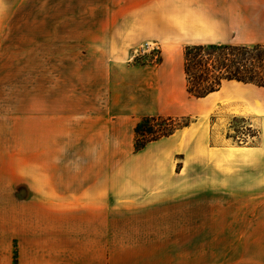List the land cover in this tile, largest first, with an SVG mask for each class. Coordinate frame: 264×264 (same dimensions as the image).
<instances>
[{
    "label": "crops",
    "instance_id": "1",
    "mask_svg": "<svg viewBox=\"0 0 264 264\" xmlns=\"http://www.w3.org/2000/svg\"><path fill=\"white\" fill-rule=\"evenodd\" d=\"M123 1V7L163 9L146 16L154 17L156 37H174L184 47L231 45L226 39L235 18L207 19L220 31L218 39L188 32L183 23L199 24L203 8L249 10L264 37V0ZM39 5L44 0H0V105L46 103ZM175 21L182 23L181 38L164 31ZM109 56L98 61L97 80L93 60L79 80L76 66L61 73L54 63V94L47 101L53 111L47 118L45 111L36 115L35 145L4 149L0 198L19 203L0 222V264H264V88L245 83L259 98L222 93V87L214 92L220 97L209 116L250 119L258 136L249 146L229 144L200 114L136 151V128L144 118L192 113L176 87L185 79L175 82L168 58L151 70L142 67L146 71L135 79L140 69L123 53ZM33 70L36 92L30 95L26 78ZM61 80L74 86L68 95H55ZM78 87L100 90L101 98L78 95ZM13 113L7 107L0 117L29 118ZM205 194L211 207L184 206Z\"/></svg>",
    "mask_w": 264,
    "mask_h": 264
},
{
    "label": "rangeland",
    "instance_id": "2",
    "mask_svg": "<svg viewBox=\"0 0 264 264\" xmlns=\"http://www.w3.org/2000/svg\"><path fill=\"white\" fill-rule=\"evenodd\" d=\"M123 3V0H44V6L41 8L39 5L38 10H35V15L42 17L45 21L46 39L43 44L39 43V47H44L45 50L46 103L45 105L35 103L0 105V111L7 107H12L14 116L29 115V118L24 117L22 120H8L0 117V161L6 160L4 149L6 147L10 148V145L16 146L22 143L35 145L37 138L36 115L45 111L47 118L48 114L53 111L52 106L54 105L47 101L52 100L54 94V85L52 83L54 63L55 70L61 71V73L68 72L70 69L74 70V66H76L79 80L84 77V70H87L85 66L88 60H93L91 69L94 75L93 79L97 80L96 74L99 73L98 69H100L99 64L97 65L98 61L108 59V55L111 56L113 53H123L125 62H129L137 69H140L138 74H134L136 76L135 79H140L146 71L143 70V73H141L142 67H148L151 70L158 67L165 58H168L175 82L185 79L184 84L180 83L176 87L180 94L184 95V107H187L192 112L191 114L172 119L178 123H186L188 121L192 123L196 120L197 115L206 114L209 116L217 109L215 102L220 96L199 100L187 92L184 73V52L186 48L184 44L176 41L174 37L169 38L166 42L156 37L158 30L153 16L155 12L163 9L123 7ZM173 10L177 11L179 9ZM199 11V24L183 23L188 25L187 30L190 34H201L205 37L204 39L210 37L218 39L221 35L220 31L217 27L211 28L207 19L226 18L233 21L232 18H235L234 28L227 35V44L264 45V37L261 36L258 28L255 29L253 26L254 20L258 19V16H249L251 14L249 10L234 7L229 9L203 8L199 9ZM224 13H229L231 16L228 15L226 17ZM149 14L153 15V20L146 17ZM186 18L188 19V17ZM243 19H245L246 23L242 22ZM251 20L252 27L249 28L248 24ZM180 24H182L181 21H175L173 24H169L164 31L169 35H174L178 32V36L181 38ZM149 42L153 44L149 45ZM56 53H60V55H54ZM35 74L36 70H33L29 72L28 78H26L30 95L36 92V79L32 77ZM82 81L84 79L78 81V85ZM234 82L230 85L228 82L224 83L222 93H234L251 98L260 97L261 93L259 94L255 89H251L248 86L240 87ZM55 88V95L62 94V92L68 95L74 86L70 88L68 81L61 80L59 86ZM86 89L78 87V95L87 94L92 101L101 98L100 95H96L97 92L102 95L100 90L93 89L90 92V89L88 91ZM209 120L212 131H221L225 141L227 140L229 144H233L235 147L249 146L253 144L252 141L258 136L257 129L251 126V120L247 118L223 117L218 121L216 118L209 116ZM20 127H24L23 130L28 135L20 133ZM4 171L5 169L0 168V188L2 190L5 187L3 184ZM0 196H3L2 192ZM18 203L19 201L16 200L0 198V222L4 220L6 211L16 207ZM196 203L201 204L202 207H211V197L205 194L204 197L199 196L195 200L186 202L184 206H192L196 205Z\"/></svg>",
    "mask_w": 264,
    "mask_h": 264
},
{
    "label": "trees",
    "instance_id": "3",
    "mask_svg": "<svg viewBox=\"0 0 264 264\" xmlns=\"http://www.w3.org/2000/svg\"><path fill=\"white\" fill-rule=\"evenodd\" d=\"M187 92L198 99L220 90L227 81L264 88V45H198L184 52ZM172 118L146 117L136 128L135 150L188 127Z\"/></svg>",
    "mask_w": 264,
    "mask_h": 264
},
{
    "label": "bare ground",
    "instance_id": "4",
    "mask_svg": "<svg viewBox=\"0 0 264 264\" xmlns=\"http://www.w3.org/2000/svg\"><path fill=\"white\" fill-rule=\"evenodd\" d=\"M192 36V35H191ZM191 36H186L185 38H186V40H191L192 39V37ZM194 36H196V35H194ZM200 38L201 39H204L205 37L204 36H202V35H200ZM153 43L152 42H149V45H152ZM236 85H238V86H244V85H246L245 83H241V82H234ZM225 85V84H224ZM222 89H223V87H222ZM212 97H215V93H213V94H211V95H209L206 99H211Z\"/></svg>",
    "mask_w": 264,
    "mask_h": 264
}]
</instances>
